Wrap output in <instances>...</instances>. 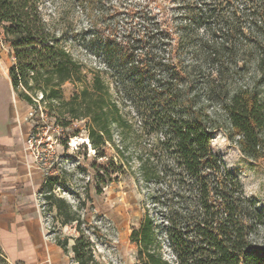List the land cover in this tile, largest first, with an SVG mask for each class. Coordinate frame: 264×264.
<instances>
[{
	"label": "trees",
	"instance_id": "1",
	"mask_svg": "<svg viewBox=\"0 0 264 264\" xmlns=\"http://www.w3.org/2000/svg\"><path fill=\"white\" fill-rule=\"evenodd\" d=\"M44 6L45 0H0V39L14 57L9 67L12 87L36 107L39 120L55 117L66 145V129L85 120L90 144L100 153L93 164L97 176L110 178L117 169L137 163L142 181L153 186L166 206L173 256L168 260L154 247L155 218L146 214L131 235L139 264H264V246L252 239L264 225V209L246 196L240 180L214 153L216 121L202 101L203 95L217 93L231 126L230 139L238 137L247 157L264 160L260 94L244 86L232 92L221 89L226 65L233 67L241 53L235 42L253 38L259 50L264 44V0H190L176 27L163 28L156 21L143 30L129 29L135 37L129 41L141 52L130 66L115 69L120 82L116 90L99 71L88 77L46 19ZM110 47L106 42L107 57ZM67 83L76 88L71 98L64 95ZM122 90L135 99L134 115L122 108ZM111 144L117 161L104 158ZM51 185L46 178L40 189L50 209L56 208L61 226L76 223L79 233L71 247L69 238L58 237L57 245L72 253L71 264H102L72 205L43 192Z\"/></svg>",
	"mask_w": 264,
	"mask_h": 264
},
{
	"label": "rangeland",
	"instance_id": "2",
	"mask_svg": "<svg viewBox=\"0 0 264 264\" xmlns=\"http://www.w3.org/2000/svg\"><path fill=\"white\" fill-rule=\"evenodd\" d=\"M189 1L45 0L43 11L53 29L64 38L66 48L83 63L88 77L91 78V72L99 71L116 90L120 82L115 69L130 66L141 52L137 49L138 44L129 41L135 37L127 31L143 30L156 21H160L163 28L176 27L181 22L179 18L187 14L185 8ZM204 30L200 29V34H204ZM106 42L111 46L110 57L105 50ZM253 42V38L235 42L241 53L233 67L226 65L229 69L221 89L232 92L243 86L249 87L255 89L264 102V57L261 55L264 44L259 50ZM13 61L9 45L0 39V232L7 228L5 221L11 223L12 229L21 223V230L34 231L38 247L29 251L21 244L12 252L5 243H16V239L3 235L4 243L0 236V264L72 262V253L58 246L56 239L69 238L71 247L72 238L79 234L76 223L61 226L56 208L50 209L36 180L19 179V173L28 171L29 167L38 169L44 181L46 178L52 181L51 187H46L43 192L51 191L72 205L82 220L81 231L93 240L96 256L102 264H139L138 246L131 241V235L134 228H141L146 214L155 218L154 247L159 248L166 259L172 260L165 227L166 206L163 200L160 202L155 197L153 186L142 181L137 163L125 170L117 169L110 178L97 176L93 164L100 153L90 142L87 147H78L82 143L80 137L88 138L85 120L66 129L70 135L66 145L61 127L54 123L55 117L39 120L36 107L22 99L12 87L9 67ZM133 79L129 77L128 80ZM75 91L73 84L64 86L66 98H71ZM124 92L127 91L122 90L119 94L122 108L134 115L135 99ZM216 97L217 93L202 97L217 126L212 149L240 180L246 196L258 200L264 209V160L247 157L239 148L238 137L230 139L231 126ZM114 98L119 97L115 95ZM107 157L117 161L113 144L106 149L104 158ZM7 210L12 212L5 218L3 212ZM13 214L18 215L19 222L14 220ZM252 239L264 246V225L256 230Z\"/></svg>",
	"mask_w": 264,
	"mask_h": 264
},
{
	"label": "crops",
	"instance_id": "3",
	"mask_svg": "<svg viewBox=\"0 0 264 264\" xmlns=\"http://www.w3.org/2000/svg\"><path fill=\"white\" fill-rule=\"evenodd\" d=\"M18 177H19V179H21L25 182L34 178L36 180V186L38 187V190L41 189V187L44 183V178H43V175L40 173V171H38V169H33L31 167L28 168V171H24L22 173L20 172ZM7 179L9 180V179H13V178H7ZM11 212L12 211H9V210L3 212L4 216L6 215L5 218H7V215L11 214ZM12 217L14 218V220H18V222H19V217L17 214H15V215L13 214ZM1 220L2 219L0 218V222H1ZM5 223L7 224V226H6L7 228L5 230L1 227L2 229L0 232V236H1L3 242H4L3 235L13 236L16 239V243L7 244L4 242L5 245L12 248V252H15L21 246V244H23L27 250L29 249V251L37 249L38 245H37L36 241L34 240L35 237H34V231L33 230H31V229L21 230L20 229L22 227L21 223H17V227L15 229H12L10 222L5 221Z\"/></svg>",
	"mask_w": 264,
	"mask_h": 264
},
{
	"label": "bare ground",
	"instance_id": "4",
	"mask_svg": "<svg viewBox=\"0 0 264 264\" xmlns=\"http://www.w3.org/2000/svg\"><path fill=\"white\" fill-rule=\"evenodd\" d=\"M81 141L86 143V142H90L89 139L87 137H80Z\"/></svg>",
	"mask_w": 264,
	"mask_h": 264
},
{
	"label": "water",
	"instance_id": "5",
	"mask_svg": "<svg viewBox=\"0 0 264 264\" xmlns=\"http://www.w3.org/2000/svg\"><path fill=\"white\" fill-rule=\"evenodd\" d=\"M86 143H88V142H86Z\"/></svg>",
	"mask_w": 264,
	"mask_h": 264
}]
</instances>
